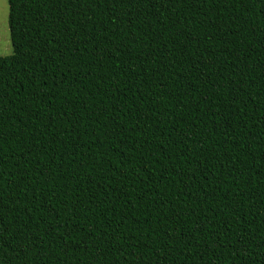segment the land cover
Masks as SVG:
<instances>
[{
	"label": "trees",
	"instance_id": "trees-1",
	"mask_svg": "<svg viewBox=\"0 0 264 264\" xmlns=\"http://www.w3.org/2000/svg\"><path fill=\"white\" fill-rule=\"evenodd\" d=\"M0 264H264V0H8Z\"/></svg>",
	"mask_w": 264,
	"mask_h": 264
},
{
	"label": "rangeland",
	"instance_id": "rangeland-1",
	"mask_svg": "<svg viewBox=\"0 0 264 264\" xmlns=\"http://www.w3.org/2000/svg\"><path fill=\"white\" fill-rule=\"evenodd\" d=\"M13 52L9 28V1L0 0V55Z\"/></svg>",
	"mask_w": 264,
	"mask_h": 264
}]
</instances>
